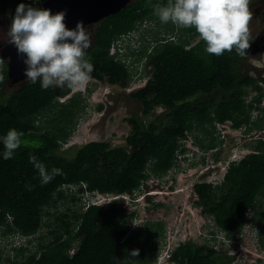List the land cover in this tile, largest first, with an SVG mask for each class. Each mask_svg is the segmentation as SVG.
Masks as SVG:
<instances>
[{
    "label": "trees",
    "instance_id": "trees-1",
    "mask_svg": "<svg viewBox=\"0 0 264 264\" xmlns=\"http://www.w3.org/2000/svg\"><path fill=\"white\" fill-rule=\"evenodd\" d=\"M21 2L26 0H0V18L8 13L11 21ZM157 3L166 0H133L118 13L103 18L94 25V38L85 53L94 66L90 79L95 81L126 88L132 81L148 77L144 86L129 93L141 105V114L126 118L131 130L122 146L89 142L71 160L63 157L58 149L68 141L85 109L80 94L60 101L71 89H42L39 81L24 79L3 99L9 78L7 65L0 59V135L9 128L22 133L14 155L0 158V241L16 236L30 239L46 229L38 236L33 251L8 241L19 260H3L0 246V264H129L127 255L140 237L146 240L143 246L151 249L147 264L156 261L153 248L154 241L163 236L160 223L158 228L151 226L155 230L151 236L141 234L143 229L131 231L134 213H126L122 200L86 205L82 188L89 196L133 194L150 178L163 177L176 167L189 136L207 151L217 146V125L228 122L236 129L246 126L249 132L264 131V77L240 75L241 57L234 50L217 56L204 51L202 39L190 46L188 34L174 40L161 38L156 32L151 49L128 52L127 58L135 57L133 62L126 63L118 49L110 53L120 37L139 30L147 21L160 22L153 15ZM190 32L198 35L195 29ZM134 61L142 64L143 71L138 74ZM248 89L254 96L247 102ZM156 108L162 109L158 115ZM98 109H102L101 104ZM254 110L260 115L251 121ZM196 131L204 133L207 144L199 140ZM255 141L250 153L227 165L219 183H197L193 191L196 205L214 228L211 236L220 232L228 238L238 235L250 219L259 229L260 248L264 249V139ZM30 155H35L46 169H62V174L41 184ZM73 188L77 192L67 195ZM66 198L70 204L58 212L57 203ZM213 246L180 242L164 264L229 263L230 257Z\"/></svg>",
    "mask_w": 264,
    "mask_h": 264
},
{
    "label": "rangeland",
    "instance_id": "rangeland-1",
    "mask_svg": "<svg viewBox=\"0 0 264 264\" xmlns=\"http://www.w3.org/2000/svg\"><path fill=\"white\" fill-rule=\"evenodd\" d=\"M248 7L251 12L248 22L250 45L247 49L246 58L238 69L243 74L252 73L254 76L264 77V53L257 50L264 49V32L258 35L254 32V26H256L254 19H259L262 16L264 0H260V2L258 0L253 2L249 0ZM8 21L0 18L1 43L7 41V30L10 25ZM138 29L136 32L122 38L120 42L121 51L126 63L135 60V57L132 56L127 58L128 52L132 49L137 50L143 49L144 47L151 49L150 47L153 46L152 43L155 38L152 34L156 32L159 33L158 36L161 38L164 37L174 40L188 34L190 46L195 45L201 40L199 35H189L188 32L194 28H182L171 22L147 21ZM90 35L92 42L94 35ZM134 65H136L134 71L137 74L143 71L141 63L134 61ZM147 79L148 77L146 76L136 79L126 88L109 85L104 81L89 79L83 88L71 89L70 93L62 100L79 93V98L83 100L85 109L78 118L70 138L58 149V152L62 153L63 157L71 160L77 150L89 142H107L112 147L124 145L125 139L131 130V126L126 121V118L140 116L141 114V105L136 103L129 96V93L144 86ZM21 82H23L21 79H9L4 87L1 98L4 99L12 91L19 88ZM247 92L246 101L248 102L254 96V93L249 89ZM100 104L102 105V109L99 110L98 106ZM262 106H264V96ZM161 112L162 109L156 108L155 114L158 115ZM259 115V110L252 111L251 121L257 119ZM196 133L200 141L204 144L208 143V139L204 137V133L200 131H196ZM214 136L216 137L217 146L215 149L207 151H203L197 146L195 139L189 136L190 138H186L183 142L182 149H185V154L180 156L173 170L163 177H153L147 180L141 187V193L139 192L133 197L138 199L136 203L133 198L131 199V195L122 197V207H126V213L135 212L134 217L131 218V231L143 229L144 232H141V234L151 236L155 232L153 227L158 228L157 223L162 225L163 236L160 240L154 241L153 253L156 256V261L149 264H157L158 262L164 261L168 253L175 246L180 242L188 241L199 245L214 244V249L230 257V260H228L229 263L227 264H264V249L260 248L259 229L250 219H248V223L243 231L236 239L234 238L235 241L229 247L221 243L222 238H224L223 234L217 233L218 239H216V242L207 241L204 238L211 231L208 227L214 228L208 221L209 217L203 215L201 207L196 205L197 199L193 191V185L195 183L204 181L214 182L213 184H215L220 181L225 173L226 161L239 159L250 153V146L255 144V140L260 138L264 139V131L254 129L249 132L246 126L236 129L230 123H225L216 126ZM220 141L221 143H219ZM215 155L217 159L214 158ZM202 158L204 159L203 162ZM149 191H151V194L146 196L145 193ZM76 192L77 188H73L67 191L66 194L72 195ZM111 199V196L102 199L98 196H87L83 197L82 202L84 204L92 202L94 204L107 205ZM69 201V198H66L58 202L57 211H63L70 204ZM261 202L264 203V198L261 199ZM151 226L153 227L151 228ZM45 230L43 228L39 235L44 234ZM38 236L30 239L16 236L15 238H8L6 241H0L1 249L4 251L2 256L3 260L6 257L14 260H19L20 258V256L16 257L10 249L11 242H8L9 240L15 241L14 244L18 246L26 245L29 247L28 249L33 251L39 242L37 240ZM145 241V238L140 237L139 241L134 242L133 247L135 248L132 247L127 255V260L131 262L129 264L148 263L147 259L151 256V249L143 246L142 243ZM133 250H135V256L132 254ZM3 260L2 263H4Z\"/></svg>",
    "mask_w": 264,
    "mask_h": 264
},
{
    "label": "clouds",
    "instance_id": "clouds-1",
    "mask_svg": "<svg viewBox=\"0 0 264 264\" xmlns=\"http://www.w3.org/2000/svg\"><path fill=\"white\" fill-rule=\"evenodd\" d=\"M41 3L39 0V8L23 2L19 3L11 21L8 13L3 14L1 19L10 22L6 46L8 43L14 44L18 53L25 54L26 78L32 83L39 81L42 89H47L50 86L68 87L73 90L83 88L91 78L94 67L90 60L85 58L86 50L91 46V35L80 21L76 23L74 29L66 28L63 22L65 12L59 11L53 14L49 9L41 8ZM248 5L249 0H166V3L153 5V15L162 23L171 22L182 28H194L205 43L204 51L206 53L218 56L225 51L234 50L239 55H245V50L249 46L248 22L251 16ZM94 25L91 26L93 35ZM124 37H120L112 44L110 53L114 54L118 49L119 55L124 58L120 47V42ZM5 63L7 65V62ZM62 99L59 100L64 101ZM21 136L22 133L15 128H9L5 134L0 135V145L3 146L0 150V158L6 160L14 155V150L21 144ZM236 160L238 159L227 160L225 171L227 165ZM29 161L38 170L41 184H46L55 175L62 174V169L58 167L46 169L44 163L39 161L35 155H30ZM140 191L141 188L133 194L118 196L94 194L90 197L98 196L102 199L111 196V200L120 199L123 201L122 197L131 195L132 199ZM150 192L145 195H150ZM81 195L89 196L84 188H82ZM133 200L136 203L138 199L133 198ZM88 204L94 203H86V205ZM208 229L211 231L204 238L216 242L217 234L211 236L210 233L213 229L211 227ZM220 234L224 235L221 243L228 247L239 235H231L228 238L225 233L220 232ZM171 251L168 255L171 254ZM132 254L135 255V250ZM164 261L157 264H164Z\"/></svg>",
    "mask_w": 264,
    "mask_h": 264
},
{
    "label": "water",
    "instance_id": "water-1",
    "mask_svg": "<svg viewBox=\"0 0 264 264\" xmlns=\"http://www.w3.org/2000/svg\"><path fill=\"white\" fill-rule=\"evenodd\" d=\"M133 0H41V8L49 9L51 13L65 12L66 28L74 29L78 21L82 22L86 30L93 34L91 26L103 18L118 13L131 4ZM7 61V76L9 79H27L24 55L17 52L14 44L8 43L6 49L0 53Z\"/></svg>",
    "mask_w": 264,
    "mask_h": 264
},
{
    "label": "flooded vegetation",
    "instance_id": "flooded-vegetation-1",
    "mask_svg": "<svg viewBox=\"0 0 264 264\" xmlns=\"http://www.w3.org/2000/svg\"><path fill=\"white\" fill-rule=\"evenodd\" d=\"M253 1H257V0H252V2ZM258 2H260V0H258ZM254 21H255V25L256 26H254V32L256 33V35H258V34H262L263 32H264V11H263V14H262V16L259 18V19H257V18H255L254 19ZM253 29V28H252ZM7 40H8V37L6 38ZM6 41V40H5ZM7 42V41H6ZM6 42H0V51H3V49H6ZM250 45V44H249ZM248 48H249V46H248ZM247 48V49H248ZM247 49L245 50V55H240V59H239V66H238V68L240 67V65H242L243 64V60L246 58V54H247ZM258 51H260V52H263L264 53V49H257ZM262 53V54H263ZM238 73L240 74V75H243V77H249V76H252V77H255V78H258L257 76H254L252 73L251 74H243L242 72H240L239 70H238Z\"/></svg>",
    "mask_w": 264,
    "mask_h": 264
},
{
    "label": "built area",
    "instance_id": "built-area-1",
    "mask_svg": "<svg viewBox=\"0 0 264 264\" xmlns=\"http://www.w3.org/2000/svg\"><path fill=\"white\" fill-rule=\"evenodd\" d=\"M25 4H30L33 7L39 8V0H26Z\"/></svg>",
    "mask_w": 264,
    "mask_h": 264
},
{
    "label": "bare ground",
    "instance_id": "bare-ground-1",
    "mask_svg": "<svg viewBox=\"0 0 264 264\" xmlns=\"http://www.w3.org/2000/svg\"><path fill=\"white\" fill-rule=\"evenodd\" d=\"M196 157V156H195ZM153 191V190H152ZM169 251V250H168ZM162 255V254H161Z\"/></svg>",
    "mask_w": 264,
    "mask_h": 264
}]
</instances>
